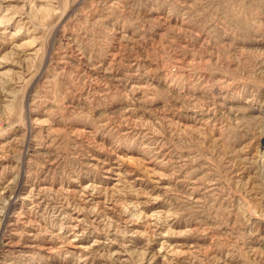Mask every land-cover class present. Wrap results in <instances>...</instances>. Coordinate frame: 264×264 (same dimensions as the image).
Segmentation results:
<instances>
[{"label":"rangeland","instance_id":"374dc122","mask_svg":"<svg viewBox=\"0 0 264 264\" xmlns=\"http://www.w3.org/2000/svg\"><path fill=\"white\" fill-rule=\"evenodd\" d=\"M0 264H264V0H0Z\"/></svg>","mask_w":264,"mask_h":264}]
</instances>
